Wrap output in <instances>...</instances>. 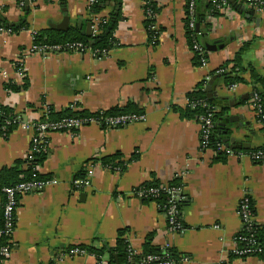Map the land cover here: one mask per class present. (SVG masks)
<instances>
[{
	"label": "crops",
	"instance_id": "1",
	"mask_svg": "<svg viewBox=\"0 0 264 264\" xmlns=\"http://www.w3.org/2000/svg\"><path fill=\"white\" fill-rule=\"evenodd\" d=\"M149 1L155 11L147 10ZM186 3L99 0L101 13L94 15L88 0H36L26 15L18 0H0L3 23L20 26L25 21L29 26L13 35L0 34V105L12 107L24 123L38 121L50 107L62 111L72 105L96 113L133 103L146 116L144 122L128 126L91 124L75 134L50 136L41 169L58 184L22 197L11 255L0 256V264H99L90 255L67 259L64 254L73 246L114 247L120 230H128L126 238L135 254L152 236L156 248H175L187 259L185 264H264L258 257L235 255V239L243 229L239 205L245 197L252 202L256 223L264 225V165L254 163L247 153L264 148V131L250 105L255 86L249 74L244 75L247 84L236 87L212 76L250 45L245 64L264 77V14L247 16L252 10L245 6L243 13L233 7L229 17L208 14L200 25L201 40L205 45L221 41L224 49L208 53L206 65L194 66ZM65 13L70 19L67 32L85 36L93 20L107 23L106 17L120 15L116 48L106 57L91 50L32 56L26 62L28 89H6L10 82L24 83L15 61L31 47L33 32H63L54 27L64 22ZM149 20L152 25L147 27ZM204 81L207 87L212 83L221 112L218 125L220 120L226 124L224 139L250 147L234 149L222 162L202 150L201 122L183 120L176 111L187 107V94ZM31 147L32 133L20 126L8 138L0 137V172L28 159ZM116 154L128 165L124 173L111 172L100 162ZM83 171L92 175L78 188L75 182ZM178 179L186 202L182 235L170 232L165 210L156 202L134 194L146 183L168 185Z\"/></svg>",
	"mask_w": 264,
	"mask_h": 264
},
{
	"label": "trees",
	"instance_id": "2",
	"mask_svg": "<svg viewBox=\"0 0 264 264\" xmlns=\"http://www.w3.org/2000/svg\"><path fill=\"white\" fill-rule=\"evenodd\" d=\"M29 5L36 2V0H27ZM52 0H47L48 3H51ZM223 0H217L213 2H208L207 0H194L195 8L193 11V15L190 14V2L191 0H187L186 3V33L188 38L189 46L192 50L195 51L194 47L198 45L204 53L201 51L194 52V66H201L203 60L208 59V52L205 50V44L201 40V33H197L195 29L190 28V23L192 20L196 22V24H205L206 18L208 14H213L215 16L222 15L220 12L215 10L216 6ZM227 1V0H226ZM264 3V0H260ZM228 2V1H227ZM18 3H24V0H18ZM229 3V2H228ZM231 5V4H230ZM232 6V5H231ZM233 8V6H232ZM147 10L155 11V5L153 2L148 3ZM22 11L27 15L26 6L22 7ZM91 12L94 15H99L101 13L100 4L95 5ZM107 23H101L99 26L100 32L98 35H93L91 37L80 34L75 30H70L67 33L54 31L51 29L41 30L33 32L34 44L39 47L49 46V47H61V52H70L68 50V45L81 43L84 45V48L87 50H91L93 52H97L99 55L97 57H106L109 53L114 50L117 46V41L115 39V31L118 27V23L120 22V15L112 14L110 17H106ZM105 21V20H103ZM152 25V21L149 20L147 22V27ZM209 31L211 30V26L206 24ZM28 24L23 21L22 25H12L7 26V23H3L0 21V28H5L10 30L13 34L22 31L23 29L28 28ZM250 45H245L240 52L236 55V57L225 63L220 69L213 73L212 76L218 75L224 80L228 87H236L239 85H246L247 81L244 78L245 74L250 75V81L255 86L254 95H257L260 98V105L264 111V77L261 76L253 66L249 64H245L244 53ZM72 52V51H71ZM103 53L105 55H103ZM29 87L28 80L25 79L22 85H16L13 82L6 84V89L13 93H19L24 90H27ZM263 88L260 90L259 88ZM207 83L204 81L200 83L194 90L190 91L187 94L188 105L186 108H178L176 111L180 114L183 120H195L201 122L202 119H206L211 116V119L214 123V127L211 130V138L209 141V149L215 155V160L217 162L226 161V154L219 150V147L223 145L224 135L221 134V131L218 125V118L221 116V112L218 111V104L216 103L214 98H209L206 92ZM254 97V96H253ZM253 99V98H252ZM251 99V100H252ZM78 107V106H77ZM0 109L4 112V115L0 116V137L8 138L10 134H12L18 126L15 124L7 125V122L11 120V118L15 115V111L12 107L0 105ZM127 115H143L142 110L136 107L133 103L129 104L125 108H115L106 112H96L91 113L88 111L80 110L78 108L77 111L73 110L69 107L63 109L62 111H57L55 108L50 107L47 113V116H43L38 121H44L47 119L50 123L57 124L61 123L66 119H77L82 120L84 122H89L92 120H97L104 122L108 118H116L120 116ZM6 126V131H2L3 127ZM264 131V128H263ZM263 152L264 148L257 150H250L247 153L253 154ZM48 156V152H42L34 157V159H26L17 161L12 167L4 168L0 172V194L2 198V203L0 205V231L5 228V220L3 207L6 203V193L5 189L16 186L19 183L24 181H30L35 174L34 168L37 166H42ZM93 163L96 161H92ZM102 166L114 173H124L127 169V163L123 161V157L121 154H116L111 157H107L100 160ZM257 164V163H256ZM86 176V172L83 171L78 175L77 178H84ZM40 179H50L51 176H46L43 174L39 175ZM165 186L158 182H149L142 187L146 190L148 189H159L160 192L150 197L149 199H145L147 202H156L159 206L164 207L166 205L168 198L167 194L163 192L160 188ZM170 187H181V183L178 180H174L170 184ZM186 205L185 200L181 204V211L183 207ZM255 213V212H254ZM127 233L128 230H120L118 232L116 245L114 247H110L106 243H102L101 245H81L78 246L82 250L86 251L88 255L93 256L97 259L98 262L105 261V257L108 256L109 261L107 264H140L144 261L148 256H157L161 260H171L175 262H179L183 257L179 255L175 248L169 246L163 249L156 248L153 245V237L149 236L146 240L142 252L139 254H135L127 241ZM243 239L245 241H243ZM236 241L238 243L239 248H246L250 250H254L255 253L252 255L253 257H258L264 261V225H253L251 230H245L240 232L236 236ZM8 239L3 234H0V248L7 246ZM74 247V246H73ZM70 247V248H73ZM235 257V255H234ZM50 264H57L56 262H52Z\"/></svg>",
	"mask_w": 264,
	"mask_h": 264
},
{
	"label": "built area",
	"instance_id": "3",
	"mask_svg": "<svg viewBox=\"0 0 264 264\" xmlns=\"http://www.w3.org/2000/svg\"><path fill=\"white\" fill-rule=\"evenodd\" d=\"M238 2L244 5L245 7L251 9L252 11L264 14V3H262L260 0H238ZM98 3L99 0H88V9L91 10ZM25 5H26L25 1L24 3H20L21 8L24 7ZM194 8H195V2L194 0H191L190 2L191 15H193ZM232 9H233L232 6L226 0L221 1L215 8L217 12H220L222 15L226 17L232 16ZM103 20L104 19L93 20L94 23L92 30L94 36L99 34L100 24L106 23V21ZM190 28L196 30V22L194 20L191 21ZM0 34L13 35V33L10 30H7L5 28H0ZM33 42L34 39L32 41L31 47L26 51H24L21 57L15 61L16 74L23 81L27 79L28 69L26 66V62L30 57L41 55L44 58H48L51 55V53L61 52V47H49V46L39 47L36 46ZM67 48L69 51H81V52L88 51V49L86 50L84 48V45L81 43L68 45ZM194 49L195 51H201V53H204L198 45H196ZM195 51L193 50V52ZM202 63L203 65H206L207 60H203ZM250 105L253 108V111L260 125L262 126V128H264V111L260 105V98L257 95H254ZM70 108L75 111L78 110L77 105H72L70 106ZM47 113L48 112L45 113V116H47ZM1 115L3 116L4 112L0 109V116ZM145 120H146L145 115H140V116L127 115L116 118H108L104 122L92 120L86 123L82 120L66 119L61 123L53 124L47 121L46 119L44 121H34L31 123H24L22 122V118L15 114L11 118V120L7 122V125L15 124L16 126L23 127L24 129L32 133V147L28 159H34L36 155L42 152H48V147L50 145V136L54 133L75 134L80 130H82L84 127L91 124H95V125L104 124L106 126L116 128V127H123V126L136 124L137 122H144ZM213 127H214V123L211 119V116L201 120V129H202L201 148L203 151H211L209 149V141L211 138V134H212L211 130L213 129ZM2 131H6V126L3 127ZM219 150L224 152L227 156L234 154L233 150L226 147L224 144L219 147ZM248 156L254 163H257L258 165H264L263 152H258L253 154L251 153L248 154ZM34 170H35V174L33 175L32 180L24 181L22 183L17 184L14 187L7 188L4 190L7 196L6 203L3 207L5 228L2 231H0V234L6 236L8 242H7V246L0 248V256L3 258H8L11 255V249L9 244L16 232L17 213L22 197L30 194L42 193L46 191L48 188L58 184V182L53 178L40 179L39 175L42 174V169L40 166L35 167ZM91 175L92 172H88V175L85 178L76 180L75 182L76 187L80 188L86 185ZM160 189L167 194V198H168L166 205H164V207L161 206L160 207L165 210L169 230L173 234L182 235L185 232V227L182 222V211H181V204L185 200L184 188L182 186L170 187L168 185H165L162 186ZM159 192H160L159 189L146 190L141 186L138 189H136L134 194L139 199L145 200V199H149L152 196L157 195ZM239 214L243 225L242 231L251 230L253 225L255 226L257 225L255 220L254 207L249 197H245L243 201L240 203ZM243 241L245 240L243 239ZM235 243H236L235 255L237 257L240 258L250 257L255 253L254 250L239 248L236 239H235ZM86 255H88L87 252L79 247L71 248L64 254V256L67 259L83 257ZM185 263H188L186 258L181 259L179 262H175L171 260H161L157 256H148L140 264H185ZM99 264H106V263L104 261H101L99 262Z\"/></svg>",
	"mask_w": 264,
	"mask_h": 264
},
{
	"label": "water",
	"instance_id": "4",
	"mask_svg": "<svg viewBox=\"0 0 264 264\" xmlns=\"http://www.w3.org/2000/svg\"><path fill=\"white\" fill-rule=\"evenodd\" d=\"M25 1V6H26V10H27V15L29 13V10H30V5H29V2L27 0H24ZM236 10L238 11H241L242 13L244 12V5H242L241 3L238 2V0H227ZM254 12L255 11H252V12H249L247 16H253L254 15ZM0 21L4 22V20L0 17ZM69 22H70V19L68 17V15L65 13V18H64V22L59 25L58 27H54L56 29H58L59 31H63V32H67L69 30ZM7 26H10L9 24H7ZM92 27H93V24H89L87 29H86V32L85 34L88 36V37H91L92 34H93V30H92ZM196 32L199 33L200 32V24H197L196 25ZM219 43H221V41H218V42H215L213 44H209L207 43L205 45V50L206 52L208 53H215V52H218L220 50H223L224 49V46L223 45H219ZM215 80V79H214ZM207 93H208V97L209 98H213V95H212V83L207 87L206 89ZM233 120V119H232ZM222 121L220 120V124L217 125V127H219L220 131H221V134L226 136L227 133L225 132V128H226V124H222L221 123ZM223 143L226 147L230 148L231 150H234L236 148H242L244 150H249L250 147L248 145H242V146H238L236 145V140L235 139H227L225 137V139H223Z\"/></svg>",
	"mask_w": 264,
	"mask_h": 264
}]
</instances>
